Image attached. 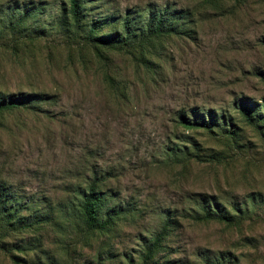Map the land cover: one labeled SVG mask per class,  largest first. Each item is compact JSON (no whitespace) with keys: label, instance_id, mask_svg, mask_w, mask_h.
Listing matches in <instances>:
<instances>
[{"label":"rangeland","instance_id":"rangeland-1","mask_svg":"<svg viewBox=\"0 0 264 264\" xmlns=\"http://www.w3.org/2000/svg\"><path fill=\"white\" fill-rule=\"evenodd\" d=\"M65 2L0 0V92L34 97L0 112V184L42 220L7 230L0 264H264V0H83L86 23L127 15L131 33L183 12L175 33L99 55ZM94 174L120 210L105 232L72 210Z\"/></svg>","mask_w":264,"mask_h":264},{"label":"trees","instance_id":"trees-1","mask_svg":"<svg viewBox=\"0 0 264 264\" xmlns=\"http://www.w3.org/2000/svg\"><path fill=\"white\" fill-rule=\"evenodd\" d=\"M7 13H10L8 11ZM19 16L13 22H10V32L14 31V27L21 25V22L29 16L30 11L28 6L24 5L19 11ZM152 12L147 16V19L140 27L136 28V33H131L132 26L130 24L129 16H124L120 23L115 19H108L101 21L100 19H93L86 23L83 16V0H66L65 5L61 9L59 20L63 23L67 20L71 21L74 30L81 32V36L86 44L90 45L93 50L99 55V48L106 45L112 48H123L132 45L134 42L139 44H146L148 42H155L162 36L175 33L177 27L171 23L172 17H167V13H183L164 9L155 14ZM11 15V14H10ZM9 15V16H10ZM9 22V21H8ZM115 24V26L111 25ZM110 25L112 26L110 28ZM106 81H111V78L105 75ZM32 97L29 94H4L0 92V112L10 111L13 109L24 108L32 106ZM242 114L250 120V113L248 111H241ZM262 116V115H261ZM258 117V120L264 117ZM181 124L187 127L202 126L210 129L209 124L204 119L189 118L188 116L178 115ZM229 125V124H228ZM105 177L102 175H92L85 186L77 191L75 198L72 200L73 211L75 218L83 226L84 230H97L105 232L111 227H114V220L117 218L120 210H115L107 206V192L103 187ZM215 211L218 212L217 218L229 221V216L214 206ZM21 207H17L15 203V195L10 192L3 184H0V250L6 251L4 247V236L7 230L14 231L16 229L31 228L35 224L42 222L36 215L21 214ZM212 215L206 213L204 218H211ZM171 223L167 218L164 222L161 231L154 236L151 243L145 249L143 254V261L147 260L152 253L155 252L159 246L161 239L165 234V229ZM14 249H17L14 247ZM10 253V249L7 250ZM21 251V248L19 249ZM14 262H17V256L11 255Z\"/></svg>","mask_w":264,"mask_h":264}]
</instances>
